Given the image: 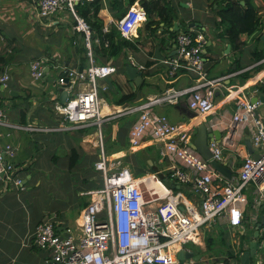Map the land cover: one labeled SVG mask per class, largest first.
<instances>
[{"label":"crops","instance_id":"crops-1","mask_svg":"<svg viewBox=\"0 0 264 264\" xmlns=\"http://www.w3.org/2000/svg\"><path fill=\"white\" fill-rule=\"evenodd\" d=\"M142 1L99 0L101 7L98 16L104 22V32L117 29L114 40L123 42L121 52L110 57L99 53L101 44L98 36L91 42L90 50L96 63H110L117 67L116 73L100 80L101 85L107 87L106 90H100L102 113L114 114L139 105L159 96L170 86L187 88L194 85L195 74L182 70L175 76H170L169 66L165 61L176 54L177 35L181 31L205 28L208 39L204 51L207 76L209 79L222 81L216 89L215 111L208 115L199 114V122L196 124L206 121L212 129L222 132V162L231 168L233 176L229 179L221 175L224 181H236L245 158L250 154L247 141H251L246 126L237 124L232 127L238 97L260 101L257 112L264 121V11L259 29L238 50L225 37L219 17L207 23L217 7L212 0H165L166 5L174 8L177 14L171 24L166 23L168 16L166 21L150 26L146 25V19L131 37H123L116 27V21L131 5L143 6ZM33 6V0H0V76L6 70L11 76L7 86H0V107L7 112L13 123H34L53 129L31 132L0 125L2 141H12L17 147L14 160L21 168L25 187L23 190L18 189L0 178V264H48L51 259L50 251L41 250L33 243L37 225L50 216H55L54 220L62 233L66 234L70 230L78 235L81 213L89 202L80 207L76 216L74 210L79 208L80 197L89 196L86 192L99 188L96 187L97 180H92V176L88 177L100 157L98 130L88 131L91 127H87L64 133L67 130L54 129L62 122L53 109L54 98L60 97L62 90L67 87V83L59 82L62 68H87L90 64L89 59L85 61V65L81 64L79 47L84 44L83 33L76 29L75 20L68 10L49 19H42ZM153 19L161 20L162 17L154 14ZM42 56L48 58L47 67L50 72L43 79L35 81L31 75L30 63ZM129 63L142 71L143 78L134 86L126 69L122 70V66L126 67ZM131 92L136 93L133 102L117 104L123 94ZM188 96L187 94L181 98L178 104L156 105L153 111L167 116L172 123L194 126L195 117L189 116L191 109L188 106ZM124 115L132 114L114 115L115 117L105 122L107 126L102 127L103 145L105 139L112 140L116 137L119 130L117 120ZM136 115L138 116L137 113ZM194 129L191 130L192 141L196 134ZM129 130L122 129L124 140L129 138ZM57 132L63 133L52 134ZM161 144L147 138L136 149L129 146L113 154L122 153L117 158H123L126 154L140 151L148 162H152L156 172L166 177L169 163L160 157ZM73 147L79 149L81 158L72 169L68 162L67 168L76 170L84 165L80 174L82 181L76 185L77 192L73 200L55 203L49 195L48 184L53 181L49 175L52 176L55 171L54 165L58 161L59 152L70 158ZM44 188V194L39 197L38 192ZM183 189L190 201L197 205L200 203L202 195L189 188H181ZM244 191L248 202L244 206L240 226L232 227L225 219H217L207 227L203 243L194 244L197 249L186 246L188 250L201 256L197 264H242L240 254L245 250V245L255 239L257 232L263 235L264 198H259L258 189L252 182L247 184ZM207 236L210 237L208 244ZM259 256V264H264V255Z\"/></svg>","mask_w":264,"mask_h":264},{"label":"built area","instance_id":"built-area-1","mask_svg":"<svg viewBox=\"0 0 264 264\" xmlns=\"http://www.w3.org/2000/svg\"><path fill=\"white\" fill-rule=\"evenodd\" d=\"M88 1L92 0H33V7L42 19L68 10L75 20L76 29L86 36L90 64L82 71L75 67L62 68L59 82L67 83L68 98L66 101L59 96L54 98L53 109L62 120L61 125L54 129L99 128L101 151L95 169L101 173L103 184L86 192L91 200L82 210L78 235L70 230L62 233L55 216H50L37 225L33 243L41 250L50 251L48 264H183L178 252L188 243L202 244L211 222L225 219L232 227L242 224L244 206L248 202L244 189L248 183H254L259 198H264V121L257 112L261 102L238 97L232 127L243 124L248 128L259 158L249 154L236 181H224L211 163L212 160H223L220 141H211L213 157L207 160L191 146V130L195 125L175 124L167 116L153 111L156 105L178 104L187 94L189 108L198 115L215 111L216 89L222 79H209L207 76L204 51L208 39L203 28L181 31L177 35L176 54L165 61L170 76L182 70L195 74L194 85L187 88L170 86L159 96L139 105L114 114L102 113L100 90L107 87L101 85L100 80L116 73L117 67L110 63H96L93 59L91 26L77 11L79 3ZM146 19L147 12L143 6L131 5L116 21V27L123 37H131ZM48 61L44 56L31 61L33 80L45 77ZM10 78L8 70L4 71L0 76V86H7ZM136 113L138 118L129 130L130 147L138 148L147 138L161 142L160 157L169 163L167 181L202 195L198 205L190 201L184 191L165 183L159 172L156 174L161 179L154 176L160 188H151L148 185L151 176L137 177L131 168L121 163L118 167L115 159L106 154L102 133L105 122L114 115ZM0 125L31 132L53 129L34 123H13L2 107ZM16 155L17 147L13 142H4L0 137V178L6 184L23 190L24 179L21 168L15 163ZM262 230L264 232V216ZM186 261L197 264L193 259Z\"/></svg>","mask_w":264,"mask_h":264},{"label":"trees","instance_id":"trees-1","mask_svg":"<svg viewBox=\"0 0 264 264\" xmlns=\"http://www.w3.org/2000/svg\"><path fill=\"white\" fill-rule=\"evenodd\" d=\"M134 1V0H131ZM213 4H217L216 7V15L219 17V24H221L224 28L223 32L225 37L230 41L233 48L242 49L246 44L247 40L252 36L260 27L262 22V11H264V0H244L245 4H241L242 0H212ZM144 8L147 11V23L146 25L150 26L153 23H159L161 21H166V16L169 17L166 23L171 24L173 22V17L177 14L175 13V9L169 5H166L165 0H143L142 1ZM101 5L99 4V0H94L92 2H84L79 3L77 5V11L80 16H82L91 26V42H94L95 37H99L100 41V49L99 53L102 55L105 54L108 57L111 55H117L121 52L123 42H116L114 40L115 35L117 33V29L112 30L111 32H104V22L98 16ZM157 14L162 17L161 20L153 19V15ZM84 36V44L79 47V51L81 53V64L85 65V61L89 59V48L86 44V36ZM109 42L108 46L106 43ZM104 64V63H100ZM124 66H122V70H124ZM136 99V93L131 92L127 94H123L117 104H125L133 102ZM138 116L135 115H124L121 116L119 120V130L114 139H105L104 148L105 151L111 154V158H113V153L119 152L128 148L130 146L129 138L122 137L121 131L122 129H130L133 123L137 120ZM128 126V127H127ZM127 127V128H126ZM108 149V150H107ZM130 157H133L134 161L137 163L135 171L131 168L134 175L137 177L146 175L147 173H155V166L150 165L145 159L140 151H136L133 154H126L123 157V161L125 164H129L131 166L134 161ZM81 158V152L78 148L73 147L71 149L70 158H69V167L70 169L74 168L78 164V160ZM143 166L148 167V169L143 168ZM145 170L147 173L139 174ZM135 175V176H136ZM169 175V174H168ZM167 181V176L164 177ZM103 182V181H102ZM181 191H184L181 190ZM185 193H187L185 191ZM207 236V244L210 237ZM239 254V253H238ZM241 255V254H240ZM233 257H237L233 255Z\"/></svg>","mask_w":264,"mask_h":264},{"label":"water","instance_id":"water-1","mask_svg":"<svg viewBox=\"0 0 264 264\" xmlns=\"http://www.w3.org/2000/svg\"><path fill=\"white\" fill-rule=\"evenodd\" d=\"M241 4L244 5L245 1L242 0ZM83 69L84 68L81 66L80 71H82ZM125 69L129 79L131 80L132 86L137 85L139 79L143 78L142 71L134 64L132 63L127 64ZM49 72H50V68L46 67L45 76L48 75ZM12 93L14 94L15 92ZM67 98H68L67 90H62L60 99L62 101H66ZM254 101L256 100H253V102ZM189 116L190 118L196 116L198 117V114L190 110ZM195 128H196V134L194 140L191 142V146L194 149H196L199 153H201L205 159L207 160L212 159L213 153L210 148V143L214 139L221 141L222 132L218 129H212L211 126H209V124L206 121L196 124ZM247 146L249 153L253 154L256 158H259V154L255 152V149L253 148L251 141H247ZM211 163L215 167V169L223 176L229 179L232 178L233 172L227 164L216 160H212ZM167 183L173 188L181 189V186L179 184H173L170 181H167ZM244 249L245 250L240 255V260L242 264H259L258 262L259 260H257L258 257H260L259 255L261 254L264 255V233L263 235H260V232H257L255 235V239H251L250 242L245 245ZM178 257L183 264H189V262L186 260L193 259L195 261H198L201 258L200 255H197L194 251H190L186 248H183L178 252Z\"/></svg>","mask_w":264,"mask_h":264},{"label":"rangeland","instance_id":"rangeland-1","mask_svg":"<svg viewBox=\"0 0 264 264\" xmlns=\"http://www.w3.org/2000/svg\"><path fill=\"white\" fill-rule=\"evenodd\" d=\"M216 17H217L216 16V13H215V11H213V16L210 17L207 20V23H210ZM106 126H107V123L104 125V127H106ZM98 129H99L98 127L93 126V127L89 128L88 131H96ZM72 130H67V131H63V132L64 133H66V132H68V133L71 132L72 133L73 132ZM63 132H57V133H52V134H58V133H63ZM193 132L194 133L196 132V128L194 129ZM98 149H100V148L98 147ZM96 151H98V150H95V152ZM100 151H98L99 154H100ZM106 153L109 154L108 151ZM119 155H122V153L113 154V158L112 159H115L114 160L115 165H117L118 167H120L121 166L120 163H121L124 166L131 167L133 169V171H135L134 169L138 168L136 162L135 163H132L131 166L129 164H125L124 161H123V158H117ZM129 159L131 161V159H134V158L133 157H130ZM68 162H69V157L67 155H65L64 153L59 152L58 161L54 165V168H55L54 173L52 174V176L49 175V173L46 174V175H49L50 176V179L51 180H53V181H50V183L48 185L50 186V191H49V195L51 196L50 199L52 201H55V203H59L60 204V203H63V202H69V201L73 200L74 199V196L76 195V192H77L76 185H78L82 181L80 174H81V170L84 168V165H82L80 167V169L69 170L67 168ZM148 163L152 166V164H151L152 162L151 161L148 162ZM143 168L148 169V167H145V166H143ZM148 170L151 171V169H148ZM143 173H147V172L145 170H142V172H140L139 174L141 175ZM167 174H169V172ZM146 175H149V176L152 177L151 180H148V185H149V182L152 183L153 185L152 186L149 185V187H151V188H154V187L160 188L159 187V183L156 182L157 180H156V178L154 176V175H157L156 174V171H155V173H152V174L151 173H147ZM90 176L93 177L92 180H94V181L97 180V182L95 181L96 187H101L102 186V183H103L102 182V175H101V173L99 171H96L93 168L88 173V177H90ZM157 176L161 179V177L159 175H157ZM162 180L165 183H167L166 180H165V178H162ZM44 192H45V188L44 189H41L38 192L39 197H42V195L44 194ZM90 200H91V196H83V197H80L79 208H76V210H74V215L76 216L77 213L79 212L80 207H83V205H85V203L86 202H89ZM148 208H150V206H148ZM195 245H194V243L191 242V243H188L186 246L197 249V247Z\"/></svg>","mask_w":264,"mask_h":264},{"label":"bare ground","instance_id":"bare-ground-1","mask_svg":"<svg viewBox=\"0 0 264 264\" xmlns=\"http://www.w3.org/2000/svg\"><path fill=\"white\" fill-rule=\"evenodd\" d=\"M198 122H199V120L197 119V116H196V117L194 118V122H193V124H196V123H198ZM148 179H149V178H148ZM149 185L152 186L153 184L149 182ZM155 188H157V187H155Z\"/></svg>","mask_w":264,"mask_h":264}]
</instances>
